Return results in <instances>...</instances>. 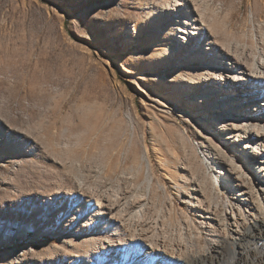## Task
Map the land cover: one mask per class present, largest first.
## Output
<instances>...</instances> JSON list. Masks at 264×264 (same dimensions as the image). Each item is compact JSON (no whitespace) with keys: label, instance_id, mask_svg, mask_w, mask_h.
<instances>
[{"label":"rangeland","instance_id":"374dc122","mask_svg":"<svg viewBox=\"0 0 264 264\" xmlns=\"http://www.w3.org/2000/svg\"><path fill=\"white\" fill-rule=\"evenodd\" d=\"M197 1L224 46L263 48L264 0ZM163 3L174 0H0V264H112L95 254L113 229L80 233L81 222L97 221L93 207L70 223L73 211L51 217L35 194L52 193L56 206L72 203L77 214L84 202L56 192L78 190L81 181L80 197L106 186L139 197L144 190L131 175L144 154L162 188L135 222L169 242L185 238L187 225L201 227L203 218L182 201L192 188L187 167L210 183L216 167L200 139L220 138L215 111L193 102L199 93L176 78L180 66L191 75L209 64L207 57L176 63L180 25L192 16L177 13L179 24ZM222 189L213 201L227 199L230 189Z\"/></svg>","mask_w":264,"mask_h":264},{"label":"bare ground","instance_id":"6f19581e","mask_svg":"<svg viewBox=\"0 0 264 264\" xmlns=\"http://www.w3.org/2000/svg\"><path fill=\"white\" fill-rule=\"evenodd\" d=\"M197 2L183 0L182 4H178L174 0L170 8L163 3L162 12L170 10L173 20H178L179 24L177 13L187 10L192 16L191 21H184L180 25L177 36L182 43L175 51L176 63L182 65L186 60L197 63L207 57L209 64L205 69L199 67L196 72L192 71L191 75L184 73L186 69L180 66L176 78L178 87L199 93L198 98L192 99L193 102L203 106L205 112H209L210 108L215 111L214 132L220 138L219 143H213L203 136L200 139L212 166L216 167L210 183L200 178L192 164L187 167L192 177L187 178L186 182H192V188L183 190L185 195L182 201L194 207V213L203 218L201 227L187 225L185 238L169 242L166 238L155 240L145 224L139 227L140 224L135 222L137 217L143 215L152 195L162 188V185L154 184V171L148 165L146 154L143 155L144 163H137L133 167L130 165L135 187L141 188L138 190L142 192L144 190L139 197L127 194V190L123 191L121 187H111L109 190L107 186L102 189L84 188L81 190L84 195L80 197L77 194L81 181L79 191L74 190L78 188L76 186L68 191L56 192L62 193L60 198L68 194L84 202L86 207L77 214L72 203L67 205L65 211L55 205L52 193L50 196L46 192L36 193L35 197L44 195L43 210L51 212V217L58 219L65 212L73 211L67 217L70 223L93 207L98 215L97 221L94 224L81 222L79 229L82 234L104 235L108 229H113L112 237H106L103 249L96 252V261L103 262V259L110 258L112 264H131L132 261L135 264H264V114L260 117L255 114L264 109V33L257 38L259 45H263L260 51L252 45V49L237 43L235 49L231 44L225 43L224 46L213 25L214 21L217 24L216 20L207 18ZM215 10L217 17L218 8ZM209 87L210 93L200 92ZM217 111H222L223 115H218ZM220 144L233 150L229 154ZM250 148L256 149L252 151ZM251 152L256 155H249ZM238 156L243 157L247 164H241ZM222 187L229 188L230 195L226 191L228 195L225 201H213L211 195H220L224 192ZM92 238L91 242H95ZM203 239L206 240L205 244Z\"/></svg>","mask_w":264,"mask_h":264},{"label":"snow or ice","instance_id":"6c2138e0","mask_svg":"<svg viewBox=\"0 0 264 264\" xmlns=\"http://www.w3.org/2000/svg\"><path fill=\"white\" fill-rule=\"evenodd\" d=\"M178 4H182L183 0H177Z\"/></svg>","mask_w":264,"mask_h":264}]
</instances>
